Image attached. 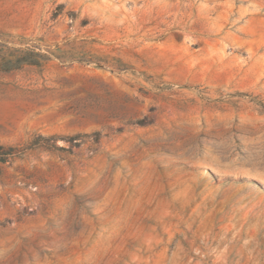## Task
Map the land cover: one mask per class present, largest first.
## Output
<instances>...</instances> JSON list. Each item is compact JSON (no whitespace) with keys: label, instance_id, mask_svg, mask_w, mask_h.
<instances>
[{"label":"rangeland","instance_id":"obj_1","mask_svg":"<svg viewBox=\"0 0 264 264\" xmlns=\"http://www.w3.org/2000/svg\"><path fill=\"white\" fill-rule=\"evenodd\" d=\"M0 264H264V0H0Z\"/></svg>","mask_w":264,"mask_h":264}]
</instances>
